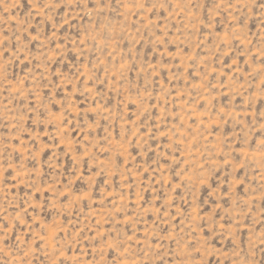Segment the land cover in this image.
I'll return each instance as SVG.
<instances>
[{"label":"rangeland","instance_id":"374dc122","mask_svg":"<svg viewBox=\"0 0 264 264\" xmlns=\"http://www.w3.org/2000/svg\"><path fill=\"white\" fill-rule=\"evenodd\" d=\"M0 264H264V0H0Z\"/></svg>","mask_w":264,"mask_h":264}]
</instances>
